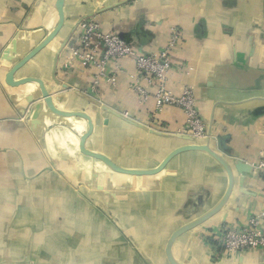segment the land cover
Masks as SVG:
<instances>
[{
    "label": "crops",
    "instance_id": "0c3cea01",
    "mask_svg": "<svg viewBox=\"0 0 264 264\" xmlns=\"http://www.w3.org/2000/svg\"><path fill=\"white\" fill-rule=\"evenodd\" d=\"M56 3L0 0V261L169 264L170 235L219 203L227 175L199 152L176 156L157 175H120L79 152L85 121L42 109L40 123L31 124L38 88L5 80L56 27ZM63 15L56 38L14 79H41L57 108L86 112L94 126L87 150L123 168L150 170L188 144L181 110L166 107L155 116L154 102H141L130 89L137 79L132 59L118 63L114 87L101 81L93 92L96 70L67 63L78 22L95 18L139 54L159 53L178 30L168 90L194 89L199 114L222 138L210 145L232 167L257 161L264 150V0H64ZM232 171L224 208L174 242L178 263L264 264V252L230 255L210 239L219 227H241L264 212V175Z\"/></svg>",
    "mask_w": 264,
    "mask_h": 264
},
{
    "label": "built area",
    "instance_id": "2783aa9c",
    "mask_svg": "<svg viewBox=\"0 0 264 264\" xmlns=\"http://www.w3.org/2000/svg\"><path fill=\"white\" fill-rule=\"evenodd\" d=\"M75 45L70 49L67 63L79 64L82 68H94L91 91L101 81L114 87L117 75L121 71L123 60L132 59L137 79L130 89L141 102H154V115L161 113L166 107L177 108L185 117V135L197 142L207 139L206 126L200 117L192 87H186L180 95L172 94L167 88L168 73L171 69V53L179 39V31L175 30L168 46L157 54H139L132 43L126 42L114 33L102 31L95 18L83 19L77 24ZM115 64L112 73L106 70L107 64ZM250 166L253 173L264 175V150L259 158ZM264 212L250 217L246 224L239 226H221L210 234L224 253L237 255L247 251L264 252Z\"/></svg>",
    "mask_w": 264,
    "mask_h": 264
},
{
    "label": "water",
    "instance_id": "95a60500",
    "mask_svg": "<svg viewBox=\"0 0 264 264\" xmlns=\"http://www.w3.org/2000/svg\"><path fill=\"white\" fill-rule=\"evenodd\" d=\"M63 4H64V0H57L56 8H57V12H58V23H57L56 27L54 28V30L49 35H47L44 38V40L38 46L33 48L29 53L24 55V57L20 61H18L16 64L13 65V67L11 68V70L8 72V74L6 76L5 82L10 87H18V86H23L26 84H32L38 88V90H39L38 94L39 95H38L37 99H39L41 101V103L34 105L33 114L31 115V124L33 126H36L37 124L40 123L39 115H40V111H42V109L47 110L48 112L52 113L53 115H55L57 117L77 118V119H81V120L85 121L86 125H87V130L79 138V144H78L79 152L86 157H89L91 159L99 161L105 167H107L108 169L113 171L114 173H117L120 175H125V176H130V177H142V176L157 175L165 169L167 164L173 158H175L176 156H178L180 154L187 153V152H199V153L206 154L211 159H213L218 165H220V167L224 170V172L227 175L228 184H227V188L225 190V193L222 196L219 203L212 210H210L208 213H205L204 215H202L198 219H196V220L192 221L191 223H188L187 225H185V226L177 229L176 231H174L170 235V237L166 243L165 257H166L167 262L169 264H180L174 259L173 255H172V246H173L174 242L183 234L203 225L206 221H208L210 218H212L214 215H216L218 212H220L224 208V206L226 205V203H227V201L231 195V192H232L233 186H234V174L232 171L233 167L237 171H240L241 175L243 173L247 174V173L253 171V169L250 165L245 164V163L240 162V161L239 162L236 161L232 167L228 163V161H226L217 151L212 149V147L210 145L211 142H216V144L219 145L222 142V138L221 137L215 138L214 136L211 135V133L209 131L210 130L209 126L205 123V121L203 120V118L201 117L200 114L199 115L202 118V121L206 126L207 139L203 143H199L196 140L185 136L184 139L186 140V142H188V144L183 145L181 147H178V148L174 149L173 151H171L161 161V163L157 167L150 169V170L123 168V167H120L117 164H115L113 161H111L104 154L87 150L85 147V142L91 136L94 126H93V122H92L91 117L86 112H83V111H63V110L57 108L56 105L54 104L53 99H52V95L47 91V89L44 85V82L41 79L34 78V77H25V78H21V79H14V75L20 69H22V67L24 65H26L33 57H35L38 53H40L51 41H53L56 38V36L58 35V33L60 32L62 25H63V22H64ZM5 59L11 60L10 57H7ZM195 100H196V98H195ZM34 101L35 100L31 96V100L29 103H33ZM100 107L105 109V110L110 111L112 114L120 117L121 119L134 124V121L127 114L112 111L105 106H100ZM196 107H197V104H196ZM150 132L154 133L153 130L152 131L150 130Z\"/></svg>",
    "mask_w": 264,
    "mask_h": 264
},
{
    "label": "rangeland",
    "instance_id": "374dc122",
    "mask_svg": "<svg viewBox=\"0 0 264 264\" xmlns=\"http://www.w3.org/2000/svg\"><path fill=\"white\" fill-rule=\"evenodd\" d=\"M61 263H64V262H68V263H70L71 262V264H76L77 262H78V260H72V261H60ZM17 264V262H15V261H0V264ZM22 264H33L32 263V261H30V260H25V259H22V262H21Z\"/></svg>",
    "mask_w": 264,
    "mask_h": 264
}]
</instances>
